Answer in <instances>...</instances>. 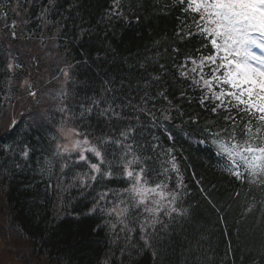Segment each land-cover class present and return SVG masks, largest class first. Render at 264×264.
Returning <instances> with one entry per match:
<instances>
[{
  "label": "trees",
  "instance_id": "16d2710c",
  "mask_svg": "<svg viewBox=\"0 0 264 264\" xmlns=\"http://www.w3.org/2000/svg\"><path fill=\"white\" fill-rule=\"evenodd\" d=\"M122 3L126 20H109L112 0H0V223L12 237L23 240L32 259L28 264H264V207L260 206L264 189L252 186L250 190L236 181L222 171L221 162L206 145L197 143L204 138L200 129L205 126L228 127L223 113L202 109L198 91H185L181 99L188 83L178 78L174 64L184 54H197L193 50L199 43L177 41L179 6H173L172 0ZM12 21L15 38L13 29L6 27ZM173 48L183 54L177 56ZM160 65L165 66L163 70ZM68 66L70 78L63 81L62 70ZM157 75L161 80L152 81ZM25 81L31 82L35 97L28 95ZM162 90L183 113L173 110L174 120L164 122L175 140L144 116L137 122L139 113L123 106H135L146 93L156 97ZM61 91L66 93L63 101L56 98ZM113 99L121 106L117 111L123 119L99 115ZM93 100L104 102L94 106ZM65 105L67 111L61 112ZM90 106L93 111L81 119L83 108ZM162 106H166L163 101L156 104V108ZM195 117L199 122L191 123ZM129 125L138 129L136 141L144 150L137 154L142 166L151 170V178L168 167L165 162L170 156L164 153L171 149L180 165L179 175L185 179L183 207L190 214L169 230L155 257L149 249L122 257L106 223L111 218L99 209L91 211L100 193L127 187L118 171L85 187L74 180L77 173L89 171L83 162H77L75 155L53 156L61 128L90 131L94 133L90 139L95 140L118 138V130ZM149 145L158 147L149 150ZM122 152L120 145L111 144L107 159L118 158ZM65 163L68 167L61 173ZM169 175L175 187L177 174ZM250 205L256 207L249 213Z\"/></svg>",
  "mask_w": 264,
  "mask_h": 264
},
{
  "label": "snow or ice",
  "instance_id": "6c2138e0",
  "mask_svg": "<svg viewBox=\"0 0 264 264\" xmlns=\"http://www.w3.org/2000/svg\"><path fill=\"white\" fill-rule=\"evenodd\" d=\"M172 4L179 6L181 14L174 34L177 41L185 44L196 40L199 43V47L193 50L197 54H184V59L174 64L178 78L188 83V89L181 91V99L185 98V91H198L201 108L214 115L223 113V121L228 126L220 129L205 126L200 129L204 138L197 143L206 145L221 162L222 171L236 181L249 186L250 190L252 186L264 189V0H172ZM107 16L109 20L127 19L122 0H112ZM3 17L7 19V12ZM136 20L140 22L141 17L137 16ZM6 27L13 29L11 35L15 38V21ZM172 51L177 56L183 54L179 48ZM205 52L208 54H203ZM160 67L163 70L165 66ZM8 68L11 70L13 64L9 63ZM70 68L62 70L66 79L70 78ZM151 79L159 82L161 76ZM108 83L105 82L106 85ZM24 87L29 96L37 95L31 82L25 81ZM65 97L66 93L61 91L56 98L63 101ZM188 100L190 102L191 97ZM160 101L166 106L156 108ZM103 102L93 100L92 105L99 106ZM150 103L151 107L148 106ZM123 106L139 113L137 122L140 116H144L153 127L163 128L169 140L176 139L164 122L170 124L174 120L173 110L181 116L183 113L168 99L166 90L157 92L156 97L146 93L135 106L130 103ZM118 107L121 106L116 105L113 99L100 110L99 115L107 120L123 119ZM60 111L66 112L67 106L61 107ZM92 111L91 106L83 108L81 119ZM190 122L198 123L199 118H190ZM60 131L63 142L56 143L53 156L65 159L75 155L77 162L88 167L87 173H77L74 177L80 185L87 187L89 182L98 178H111L117 171L127 184L123 189L100 193L91 209L92 212L99 209L111 218L106 223L112 233V243L118 246L121 256L149 249L153 250L155 257L156 249L162 247L169 230L179 219L190 214L189 208L183 207L186 185L179 175L180 165L172 150L164 153L170 156L165 162L168 167L151 178V170L142 166L143 160L137 154L138 150L144 149L136 141V127L129 125L118 130V138L108 136L95 140L90 139L94 133L81 131L78 127H72L69 133H65L63 128ZM52 139L55 141L57 137ZM111 144L120 145L123 152L118 158L114 156L108 160L107 149ZM156 147L158 145H149V150ZM23 155L28 156L27 149ZM90 157L96 163H92ZM46 162L51 173L53 164L50 160ZM67 167V163L63 164L61 173ZM169 173L177 174L175 187L170 185L172 177ZM193 178L195 180V174ZM195 182L201 185L200 180ZM200 190L208 199L202 186ZM109 195L111 200H108ZM235 196L238 197L239 193ZM102 203L105 205L103 208L100 207ZM209 203H212L210 199ZM260 206L264 207V201ZM254 207L256 205H250L247 211L250 213Z\"/></svg>",
  "mask_w": 264,
  "mask_h": 264
},
{
  "label": "rangeland",
  "instance_id": "374dc122",
  "mask_svg": "<svg viewBox=\"0 0 264 264\" xmlns=\"http://www.w3.org/2000/svg\"><path fill=\"white\" fill-rule=\"evenodd\" d=\"M257 51H259L257 49ZM2 221V213H0V222ZM1 225L0 233V264H28L31 256L26 254L23 247V240L12 237L9 229L3 228ZM35 262L31 263L34 264Z\"/></svg>",
  "mask_w": 264,
  "mask_h": 264
}]
</instances>
